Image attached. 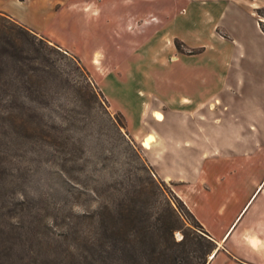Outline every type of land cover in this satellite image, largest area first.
Here are the masks:
<instances>
[{
	"label": "rangeland",
	"instance_id": "374dc122",
	"mask_svg": "<svg viewBox=\"0 0 264 264\" xmlns=\"http://www.w3.org/2000/svg\"><path fill=\"white\" fill-rule=\"evenodd\" d=\"M133 1L96 0L99 11L84 15L44 7L49 1L30 2L33 7L27 13L39 23L36 32L60 48L50 54L64 75L57 81L42 75L40 81L31 82L32 89L22 85L0 91L4 92L0 94V264H76L88 249L81 237L96 241L102 233L100 212L121 210L128 201L125 194L135 188L146 189L150 205L165 195L178 203L176 181L164 179L150 163L146 147L130 131L127 115L137 124L166 114L214 120L239 112L242 117L245 110L256 123L264 118V0L254 11L262 33L243 8L227 23L236 44L226 41L228 33L220 27L196 37L198 31L184 30L176 22L170 31L159 32L172 35L173 47L156 44L158 61L152 60L155 46L142 52L145 45H135ZM142 4L169 8L175 18L194 6L188 0H143ZM206 42L208 48L202 46ZM216 56L227 60L224 67L229 65L227 84L219 88L214 68L222 64L210 63ZM183 91L199 95L198 110L168 112L165 95ZM8 95L11 104L4 99ZM158 97L164 101L155 111L150 102H158ZM253 130L254 161H248L241 150L225 149L211 167L232 170L238 179L247 178L248 168L264 167V126ZM182 210L185 220L175 230V239L187 232L196 241L204 231ZM153 211L155 219L159 209ZM263 213L264 203L256 201L233 234L236 242L230 239L223 246L203 225L217 241L220 254L213 259L209 254L208 264H249L235 251L246 239L247 222Z\"/></svg>",
	"mask_w": 264,
	"mask_h": 264
},
{
	"label": "crops",
	"instance_id": "0c3cea01",
	"mask_svg": "<svg viewBox=\"0 0 264 264\" xmlns=\"http://www.w3.org/2000/svg\"><path fill=\"white\" fill-rule=\"evenodd\" d=\"M31 1L33 0H0V12L10 15L34 31H39L37 29L39 23L27 13L33 7L30 4ZM42 1H49V5L44 7H49L56 12L67 10L84 15L95 13L100 9L96 0ZM142 1H133L135 24L132 27L135 29V45H145L142 52L146 49L150 52L154 46L169 43L173 47L172 35L167 33L160 35L159 32L162 30L168 32L176 24L184 30L198 31L199 33L195 34L196 37H200L201 32L209 28L220 27L221 30L228 33V37H225L226 41L236 44L238 40L231 30L232 27H228L227 23L239 13L241 8L252 15L259 32H263L260 21L255 17L254 12L255 8L261 7V0H188L189 4L194 6L192 9H184L181 18H175L174 12L169 8H163V6L154 5L153 7L152 5L151 8H144ZM148 1L152 2L153 0ZM123 2H132V0H123ZM128 26L130 27L131 23H128ZM143 32H145L144 39ZM168 40L170 41L168 42ZM208 45L209 43L206 42L202 46L208 48ZM152 54V60L158 61V47ZM97 59L98 57L94 56L93 60ZM230 62L232 63L233 60ZM210 63L222 64L221 67L217 65L214 72L219 80L217 88L224 87L227 84L228 76L226 68L229 65L224 67L223 63H227V60L224 61L222 56H216ZM105 93L110 99L109 94ZM165 96L167 98L165 102L167 101L170 105L167 111L172 114L180 110L187 112L192 109L198 110L196 101H198L199 95L197 93L183 91L176 95ZM158 99V102H150L153 106L152 110H155L160 102L164 101L160 97ZM147 102L145 99L143 100L144 108H147ZM245 111L246 114L241 112L242 117L237 112L231 118H225L222 114L220 118L214 120L179 119L167 117L168 114H166L163 118H152L148 120V123L142 122V124L130 120L127 115L131 133L141 142L149 134L155 135L152 144L145 146L148 160L160 176L176 181L177 194L222 246L228 240L235 239L233 234L252 205L256 201L264 203V167L257 169L253 166L246 169L248 172L246 179H238L232 170L224 172L211 167V164L215 163V157L225 149L236 152L241 150L247 155L248 161L255 160L253 127L264 126V118L260 120L261 123H256L254 115L250 114L249 110ZM262 111L264 112V108ZM229 126L232 127V130H228ZM257 211H259V207L256 209ZM234 225V229L231 230ZM230 230L229 236L223 240ZM245 230L248 232L246 239H243V246H240L239 252L234 250L236 255L245 258L249 264H264V213L260 218L255 217L249 220ZM234 241L236 242V239ZM217 255H220L219 252L214 254L211 259Z\"/></svg>",
	"mask_w": 264,
	"mask_h": 264
},
{
	"label": "trees",
	"instance_id": "16d2710c",
	"mask_svg": "<svg viewBox=\"0 0 264 264\" xmlns=\"http://www.w3.org/2000/svg\"><path fill=\"white\" fill-rule=\"evenodd\" d=\"M51 49L60 50L25 24L0 12V91L7 92L22 85L32 89L31 82L40 81L42 75L49 81L61 79L64 73L52 59ZM72 56L86 71L81 59ZM10 97L4 98L9 104L13 102ZM150 176L151 182L158 185L159 182ZM145 190L144 187L135 188L133 193H126L128 201L117 212H100L102 233L96 241L83 234L81 239L88 249L76 258V264H208V256L216 250L217 241L186 202L180 196H175L177 203L165 195L155 198L154 204L150 205ZM153 207L159 209L155 219H152ZM182 209H186L188 217L194 220L193 224L204 231L198 233L196 241L190 240L187 232L182 239H175V230L182 228L185 220ZM109 230L111 240L107 237Z\"/></svg>",
	"mask_w": 264,
	"mask_h": 264
},
{
	"label": "bare ground",
	"instance_id": "6f19581e",
	"mask_svg": "<svg viewBox=\"0 0 264 264\" xmlns=\"http://www.w3.org/2000/svg\"><path fill=\"white\" fill-rule=\"evenodd\" d=\"M156 116H159V114L157 113ZM154 137H155L154 134H149L148 136H146V137L143 139L142 144H143L144 146H150L151 143H152V140L155 139ZM235 224H236V223H235ZM234 226H235V225H234ZM234 226H233V228H231V230L234 229ZM231 230H230L229 233L226 235V237H224L223 240H225V239L227 238V236H229ZM216 253H218V252H217V249L215 250V252H214L210 257L212 258V257L214 256V254H216Z\"/></svg>",
	"mask_w": 264,
	"mask_h": 264
},
{
	"label": "water",
	"instance_id": "95a60500",
	"mask_svg": "<svg viewBox=\"0 0 264 264\" xmlns=\"http://www.w3.org/2000/svg\"><path fill=\"white\" fill-rule=\"evenodd\" d=\"M215 252V251H214ZM214 252H212V253H214Z\"/></svg>",
	"mask_w": 264,
	"mask_h": 264
}]
</instances>
